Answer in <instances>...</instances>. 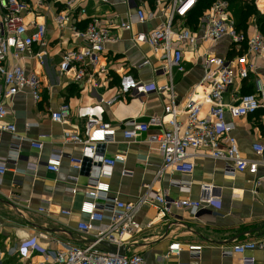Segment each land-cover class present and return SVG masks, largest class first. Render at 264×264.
Returning <instances> with one entry per match:
<instances>
[{"label":"built area","instance_id":"1","mask_svg":"<svg viewBox=\"0 0 264 264\" xmlns=\"http://www.w3.org/2000/svg\"><path fill=\"white\" fill-rule=\"evenodd\" d=\"M48 1L38 0L35 3L41 5ZM88 1L65 0L69 10L58 12L55 16L60 29L70 28L73 35L84 42L81 47L63 52L59 73L72 77L78 83L97 88L102 86L105 78L106 82L108 80L109 68L101 60L106 45L116 41L117 37L113 32V21H104L98 16L92 17L84 28L78 27L75 12L78 11L80 16L85 15ZM99 1L106 3L110 0ZM132 1L134 0H127L129 3ZM198 1L169 0L162 9L161 14L165 19L160 26L132 34L131 39L136 45H147L152 53L135 67L152 65L155 71L166 75V84L156 86L155 83L137 80L133 75H125L116 95L105 101L106 105L112 106L127 94H147L150 90L166 92L170 101L165 104L164 113L151 115L146 121L136 117L128 118L116 125L104 119V103L81 105L76 116L84 120V128H64L62 133L63 143L79 145L81 154L76 156L57 151L51 153L45 162L48 171L59 172L64 159H68L73 168L81 172L83 159H92L85 186L87 197L80 207L81 214L86 218L78 223L77 229L81 238L86 239L91 233L93 237L83 243L51 237L49 245H43L41 238L46 236L34 234L14 246H7L5 249L0 247V264H146L142 254L130 252L127 248L129 239L143 231L137 214L144 205H154L163 215L169 214L173 208H186L198 214L201 209L218 202L216 197L208 196L211 190L209 185H201L202 196L199 199L174 198L168 190L145 194L136 201L111 197L109 180L114 167L123 157L106 156L99 146L116 141L119 129L126 141H135L147 133V140L163 157L158 177L166 169L182 174L193 173L196 163L192 157L200 154L225 161L227 171L232 174L252 175V191L255 193L264 183V141L252 144V150L259 158L251 159L243 155L239 141L233 134L237 119L255 115L264 109V76L257 72L264 64V34L251 23L246 31L238 29L228 0H215L204 10L197 25H191L187 23V16ZM31 6L34 5L25 0H0V121L11 114L7 99L18 93L29 91L35 103L43 100V79L40 73L28 68L27 59L45 61L47 25L36 20L26 21V13H29ZM154 16V13H147L144 8L137 7L136 22L145 23ZM119 26L130 31L133 29L131 20L122 21ZM224 38L231 40L230 54L223 56L211 52L210 48ZM207 42L209 45L201 52V46ZM36 46L41 50L36 51ZM186 50H190L194 60L201 63L203 76L199 85L189 93L183 107L179 108L175 103L174 73L187 72ZM152 56L156 57V63L152 62ZM252 73L256 74L253 91L235 94L232 101H226L225 94L231 89H238L240 81L251 80ZM102 75L105 78H101ZM199 86L204 87L201 95L198 93ZM205 104L209 106V110L206 115H202ZM226 115H229L230 120L226 119ZM50 116L53 121L69 125L71 107L68 103H63L58 109L51 110ZM33 125L34 123H28L27 126ZM154 128L161 130L151 132ZM16 130L13 122L0 124V137L4 131L16 134ZM30 144L39 151L45 147L42 140L31 139ZM21 157L20 144L13 147L7 156L0 154V182L9 170V164L16 163ZM71 191L76 192L77 188H71ZM17 204H13L12 208L24 216ZM46 210L44 206L39 207L40 212ZM61 212L66 216L71 215L68 209ZM104 243H112L118 247L124 245L127 249L125 254L111 253L104 248ZM263 246V243L257 241H241L224 253L244 254ZM202 248L201 244H190L186 249L197 255ZM184 249L182 243L172 242L165 256L179 255ZM14 255L16 259L11 260ZM37 257L42 259L34 260ZM242 264H253V259L243 257Z\"/></svg>","mask_w":264,"mask_h":264},{"label":"crops","instance_id":"2","mask_svg":"<svg viewBox=\"0 0 264 264\" xmlns=\"http://www.w3.org/2000/svg\"><path fill=\"white\" fill-rule=\"evenodd\" d=\"M25 1L34 5L26 13V21L36 20L47 25L48 45L44 62L37 58L27 59L28 68L40 73L43 79V100L35 103L29 91L18 93L7 99L11 114L0 121V124L13 122L17 128L16 134L10 131L1 134L0 154L7 156L13 147L20 144L22 156L16 163L9 164V170L0 182V247L4 249L39 233L46 236L41 238L43 245H49L51 237L77 243L89 241L93 237L91 233L87 235V240L81 238L77 229L78 223L86 218L81 214L80 207L87 197L85 186L88 175L76 171L68 159H64L59 172L48 171L45 166L53 152L65 151L76 156L81 154L79 145L64 144L62 139L64 128H84V120L76 116L79 106L104 103V119L118 125L128 118L136 117L146 121L151 115H161L165 104L170 101L168 93L150 90L147 94H127L112 106L105 103L116 95L125 75H133L137 80L155 83L156 86L166 84V75L155 71L152 65L135 67L152 53L147 45H136L131 37L138 31H149L160 26L165 19L161 14L162 9L169 0H134L131 3L127 0H110L106 3L89 0L85 15L80 16L78 11H74L80 28H84L94 16L104 21H113V32L117 40L106 45L101 60L109 68L108 80L106 82L105 75H102L106 83L97 88L78 83L72 77L59 73L63 52L84 45L83 40L75 37L70 28L60 29L55 22L58 12L69 10L65 0H49L41 5L35 3L38 0ZM137 7L155 16L145 23L136 22ZM130 20L133 23L132 31L119 26L122 21ZM208 45V42L202 45L201 52ZM230 46V38H224L212 46L210 51L228 56ZM35 50L41 48L36 46ZM185 57L187 72L174 73L175 103L179 108L183 107L189 93L199 85L203 76V67L199 61L194 60L190 50L185 51ZM151 60L157 62L155 56ZM257 72L264 76V64ZM255 76L252 73L251 80L240 81L238 89L229 90L225 94L226 101H232L235 94L253 91ZM203 91L204 87L199 86V95ZM63 103L71 107L69 125L53 121L50 116V111L58 109ZM208 110L209 106L205 104L202 115H206ZM226 119L230 120L229 115H226ZM28 123L34 125L28 127ZM235 123L233 134L239 141L243 155L258 159L252 144L264 141V109L255 115L237 119ZM160 130L154 128L151 132ZM147 138V133H144L135 141H126L119 129L116 141L103 143L102 152L106 156L123 157L114 167L109 180L111 197L136 201L145 194L168 190L174 198L199 199L202 196L201 185H209L211 190L208 196L216 197L218 202L206 206L198 214L186 208H173L169 214L163 215L154 205H144L137 214L143 231L129 239L128 250L142 254L146 264H242L243 257H251L253 264H264V246L244 254L224 253L241 241L252 240L264 245V183L255 193L252 191V175L232 174L227 171L225 161L200 154L192 157L196 163L193 173L182 174L166 169L158 177L163 157ZM31 139L42 140L45 143L44 149L39 151L33 148ZM74 187L77 188L76 192L71 191ZM13 204H17L25 215L13 209ZM40 206H44L46 212H40ZM63 209L70 210L71 215H63ZM150 222L153 223L148 227ZM175 241L182 243L185 249L179 255L166 257L169 245ZM190 244H201L203 248L194 255L186 249ZM15 259L16 255L11 257V260ZM41 259L37 257L34 260Z\"/></svg>","mask_w":264,"mask_h":264},{"label":"trees","instance_id":"3","mask_svg":"<svg viewBox=\"0 0 264 264\" xmlns=\"http://www.w3.org/2000/svg\"><path fill=\"white\" fill-rule=\"evenodd\" d=\"M215 0H199L188 14V23L197 25L199 17ZM234 12L237 28L246 31L250 19L255 18V25L264 34V12L258 11L257 7L264 9V0H228Z\"/></svg>","mask_w":264,"mask_h":264},{"label":"water","instance_id":"4","mask_svg":"<svg viewBox=\"0 0 264 264\" xmlns=\"http://www.w3.org/2000/svg\"><path fill=\"white\" fill-rule=\"evenodd\" d=\"M99 149L100 151H103L104 150V144H101L99 146ZM91 162H92V159L89 158V157H85L83 159V164H82V168H81V173L83 174H89V170H90V167H91ZM104 248L108 251V252H111V253H119V254H125L126 252V246H116L112 243H104Z\"/></svg>","mask_w":264,"mask_h":264},{"label":"rangeland","instance_id":"5","mask_svg":"<svg viewBox=\"0 0 264 264\" xmlns=\"http://www.w3.org/2000/svg\"><path fill=\"white\" fill-rule=\"evenodd\" d=\"M257 9H258V11L264 12V9H262L261 7H257ZM254 19H255V18L250 19V21L252 20V21L250 22L251 24H255V22H254L255 20H254Z\"/></svg>","mask_w":264,"mask_h":264}]
</instances>
